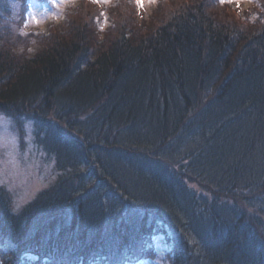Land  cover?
I'll return each mask as SVG.
<instances>
[{
  "label": "trees",
  "instance_id": "obj_1",
  "mask_svg": "<svg viewBox=\"0 0 264 264\" xmlns=\"http://www.w3.org/2000/svg\"><path fill=\"white\" fill-rule=\"evenodd\" d=\"M9 1L0 116L58 174L19 212L0 186V263L131 264L163 233L170 264H264V0H81L47 36Z\"/></svg>",
  "mask_w": 264,
  "mask_h": 264
},
{
  "label": "rangeland",
  "instance_id": "obj_2",
  "mask_svg": "<svg viewBox=\"0 0 264 264\" xmlns=\"http://www.w3.org/2000/svg\"><path fill=\"white\" fill-rule=\"evenodd\" d=\"M88 1L104 5L109 11L118 12L125 19L128 18L124 14L120 0ZM131 1L135 5L139 19H142L143 14L145 16L155 14L161 8V0H142V4L138 3V0ZM222 1L223 4H241L243 7L252 3L251 0ZM80 2L81 0H10L9 17L13 20L16 31L24 35L32 32L46 35L53 24L60 29L65 27L69 23L65 18V12L75 6L79 7ZM90 8L93 9L91 6ZM92 11L95 13L94 9ZM107 18L108 15L102 20L105 27L109 26ZM16 31L14 32L17 33ZM33 48H37V45ZM55 169V159L36 144L32 123L23 121L18 124L15 120L0 116V186L5 187L13 195L15 211L19 212L41 191L54 183L58 174ZM170 245L165 234L153 235L151 240L143 245L144 250L150 252V256L133 264H170L172 249Z\"/></svg>",
  "mask_w": 264,
  "mask_h": 264
},
{
  "label": "snow or ice",
  "instance_id": "obj_3",
  "mask_svg": "<svg viewBox=\"0 0 264 264\" xmlns=\"http://www.w3.org/2000/svg\"><path fill=\"white\" fill-rule=\"evenodd\" d=\"M138 3H141L142 4V0H138Z\"/></svg>",
  "mask_w": 264,
  "mask_h": 264
}]
</instances>
